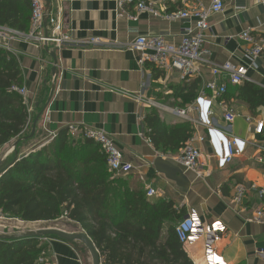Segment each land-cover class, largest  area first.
Listing matches in <instances>:
<instances>
[{"label":"crops","instance_id":"obj_1","mask_svg":"<svg viewBox=\"0 0 264 264\" xmlns=\"http://www.w3.org/2000/svg\"><path fill=\"white\" fill-rule=\"evenodd\" d=\"M156 11L170 14L194 8H206L210 0H144ZM221 13L209 18L203 49L207 63L200 66V74L192 79H181L176 71L162 72L149 62H140V55L131 49L138 36H160L177 45L189 20L165 21L148 15L137 14L132 21L118 15L116 0H51L54 10L60 5L64 14V27L73 31L78 43L96 38L97 46L63 48L60 51L37 50L34 46L16 42L13 55L21 71V88L27 92L31 111L28 124L39 114L35 133L28 142H19L13 149L12 141L0 148V171L5 170L17 157L25 156L36 146H44L58 132L69 126L104 130L114 141L125 162L133 166L126 176H119L131 189L148 188L156 192L151 200L172 201L174 207L196 211L203 226L213 221L221 222L225 233L215 241L217 253L225 264H264V225L249 223L252 213L264 209V198L257 196L250 185H262L264 175V127L260 135L254 133L256 123L264 125V55L248 70L247 81L239 86H227L221 97L202 93L211 79L210 69L225 62L248 65L244 55L245 44L239 36L244 31L253 35L264 34V0H223ZM48 4V6H49ZM125 11L136 15L134 6ZM50 49V50H49ZM51 54L55 55V74ZM192 82L198 83L196 99L183 106L197 105L207 127L192 129L191 137L203 136V144L194 143L200 151V167L196 172L181 167L176 159L179 153L163 155L157 152L147 138L143 117L154 109L168 125L181 124L161 109L146 107L147 103L163 107L178 106L176 92ZM244 85L261 93V98L250 105L239 96ZM211 111L212 116L205 118ZM225 110L234 113L235 120L226 124ZM164 114V118L160 114ZM31 131V128H30ZM68 134V133H67ZM238 140L240 154L230 164H224L225 142ZM41 138V139H40ZM40 139L41 142H38ZM32 142V143H30ZM35 142L37 143L35 145ZM174 167L178 174L166 176L161 161ZM237 186L246 192L240 205L233 194ZM0 233L12 235L42 228H53L66 233H84L81 227L64 216L59 225L39 227L34 225L53 222H23L3 217ZM47 245L44 255L49 264H85L79 242L67 243L54 238L43 241ZM193 264H206L203 258L202 239L184 247Z\"/></svg>","mask_w":264,"mask_h":264},{"label":"trees","instance_id":"obj_2","mask_svg":"<svg viewBox=\"0 0 264 264\" xmlns=\"http://www.w3.org/2000/svg\"><path fill=\"white\" fill-rule=\"evenodd\" d=\"M29 23V0H0V26L26 33ZM197 85L192 82L176 92L178 106L196 99ZM20 86L16 57L0 50V148L30 134L27 108L11 90ZM238 91L249 105L261 98L246 85ZM143 123L148 140L163 155L179 153L192 135L188 124L168 125L154 109L146 112ZM183 213L172 201L151 200L113 177L99 147L70 138L67 130L34 147L0 175V215L29 223L64 216L90 238L101 264H193L174 234ZM47 249L39 239L0 240V264H49Z\"/></svg>","mask_w":264,"mask_h":264},{"label":"built area","instance_id":"obj_3","mask_svg":"<svg viewBox=\"0 0 264 264\" xmlns=\"http://www.w3.org/2000/svg\"><path fill=\"white\" fill-rule=\"evenodd\" d=\"M47 2L50 3L51 0H29L30 23L28 32L20 33L0 26V50L13 54L12 48L16 42L30 44L37 50L52 46L51 51L53 52L60 51L63 48H86L100 44V41L96 38L88 39L84 43L75 41L72 37L73 31L64 27V14L61 6L57 4L53 10L50 4L47 5ZM116 6L118 15H126L132 21L137 20V14L139 13H146L165 21H192L191 25L184 28L180 42L177 45L168 43L160 36H138L132 43L131 49L140 55V62H149L164 73L171 70L176 71L183 80L199 76L200 66L207 63V52L204 51L203 46L206 32L209 29V18L223 11V0H210V4L206 8H194L170 14H162L156 11L151 4H146L144 0H116ZM129 6L135 7L136 15H130L125 11ZM239 38L245 44L244 55L249 64L240 65L225 62L213 66L210 69L211 79L204 84L202 93L208 92L215 97H221L226 94L228 85L239 86L247 81L248 70L253 68L255 61L264 55V34L263 36H257L250 31H244ZM11 90L22 98L29 114L31 108L26 90L21 87H12ZM156 106L168 116L188 124L191 128L197 126L207 127L209 125L201 117L200 108L196 104L169 108L151 102L146 105L148 108ZM210 116H212V113L209 110L206 112L205 118L209 120ZM223 120L226 124H232L235 120L234 113L225 110ZM263 127V123H256L254 133L260 135ZM67 133L70 138L91 141L97 145L104 154L107 170L113 177L126 176L133 171V166L124 161L122 153L104 130L72 125L67 128ZM204 141L203 136L196 139L191 137L181 149L176 162L184 169L196 172L200 167L201 154L194 143L203 144ZM224 148L223 162L227 165L240 154L238 140L233 137L229 138L226 140ZM249 189L256 190L258 198H264V175L262 176L261 186L250 185ZM245 192L246 188L244 186L236 187L232 197L236 205L241 204ZM145 195L147 198H153L157 194L153 189L148 188ZM3 217L0 215V221L4 219ZM249 223L264 225V209H256L252 213ZM225 231V226L219 221H213L211 224L203 226L194 210L182 215L174 226L175 237L183 248L202 239L203 258L206 264H225L214 246L215 241ZM45 240L46 238L42 239V241Z\"/></svg>","mask_w":264,"mask_h":264},{"label":"water","instance_id":"obj_4","mask_svg":"<svg viewBox=\"0 0 264 264\" xmlns=\"http://www.w3.org/2000/svg\"><path fill=\"white\" fill-rule=\"evenodd\" d=\"M49 3L47 2V5ZM52 60H53V69H52V74H55V66H56V60H55V55L51 54ZM41 114L37 115L35 119L33 120L32 126H31V131L28 137L23 138L22 140L16 141L13 144V149L17 146V144L20 141H26L29 139H32L35 133V128H36V123L39 119ZM17 160V157H15L14 161L7 166L10 167L15 161ZM161 161V160H160ZM159 164H162L165 166V169L163 173L166 176H171L172 174H178V171L172 167L171 165L167 164L164 161H161L159 163H156V166L158 167ZM4 170L0 171V175L3 173ZM45 238H54L58 239L63 242L67 243H72V242H79L81 243L87 250L90 258H91V264H101L100 256L95 248L93 242L90 240V238L85 234V233H66L64 231L58 230V229H53V228H42V229H37L35 231H28L25 233H20V234H12V235H7V234H2L0 233V240H6V241H22V240H31V239H45Z\"/></svg>","mask_w":264,"mask_h":264},{"label":"rangeland","instance_id":"obj_5","mask_svg":"<svg viewBox=\"0 0 264 264\" xmlns=\"http://www.w3.org/2000/svg\"><path fill=\"white\" fill-rule=\"evenodd\" d=\"M161 115V117L162 118H164V114H160ZM30 133V132H29ZM41 139V138H40ZM40 139H39V141L38 142H41L40 141ZM30 143H32V142H30ZM37 143L35 142V145H36ZM61 218V217H60ZM60 221H56V223H50V224H38V225H34V227L32 228V229H34V228H39V227H46V226H53V225H59L60 226ZM81 248V256L84 258V260H85V264H91V258H90V256H89V254H88V252H87V250H86V248L84 247V246H80Z\"/></svg>","mask_w":264,"mask_h":264},{"label":"bare ground","instance_id":"obj_6","mask_svg":"<svg viewBox=\"0 0 264 264\" xmlns=\"http://www.w3.org/2000/svg\"><path fill=\"white\" fill-rule=\"evenodd\" d=\"M15 57V56H14ZM21 87V86H20ZM35 229V228H34Z\"/></svg>","mask_w":264,"mask_h":264}]
</instances>
